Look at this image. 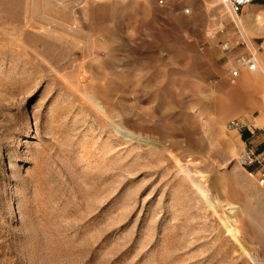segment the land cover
<instances>
[{
  "label": "rangeland",
  "instance_id": "374dc122",
  "mask_svg": "<svg viewBox=\"0 0 264 264\" xmlns=\"http://www.w3.org/2000/svg\"><path fill=\"white\" fill-rule=\"evenodd\" d=\"M262 13L0 0V264H264V188L237 163L263 136L227 129L261 112Z\"/></svg>",
  "mask_w": 264,
  "mask_h": 264
},
{
  "label": "built area",
  "instance_id": "2783aa9c",
  "mask_svg": "<svg viewBox=\"0 0 264 264\" xmlns=\"http://www.w3.org/2000/svg\"><path fill=\"white\" fill-rule=\"evenodd\" d=\"M226 2L231 10L237 14L244 7L258 2L264 3V0H226ZM222 50H228V45L223 44ZM256 69L257 60L254 55L241 56L235 61V67L229 72V75L237 77L242 70L255 72ZM227 129L238 134L245 129L251 134L259 130L260 134L264 137V124L258 128L254 125L247 126L243 120L234 119L228 123ZM237 163L240 168L245 170L249 177L255 180L260 188H264V150L255 152L252 148H244L238 157Z\"/></svg>",
  "mask_w": 264,
  "mask_h": 264
},
{
  "label": "crops",
  "instance_id": "0c3cea01",
  "mask_svg": "<svg viewBox=\"0 0 264 264\" xmlns=\"http://www.w3.org/2000/svg\"><path fill=\"white\" fill-rule=\"evenodd\" d=\"M263 62H264V56H263ZM264 83V80H263ZM249 126L250 125H256V127L260 128L264 124V95H263V101L261 103V112L256 116L253 117V120H248ZM254 123V124H253ZM261 124V126H260ZM243 140L241 141L244 148H252L255 152H260L264 150V137L261 138H252L250 139V135L247 131L243 132Z\"/></svg>",
  "mask_w": 264,
  "mask_h": 264
},
{
  "label": "bare ground",
  "instance_id": "6f19581e",
  "mask_svg": "<svg viewBox=\"0 0 264 264\" xmlns=\"http://www.w3.org/2000/svg\"><path fill=\"white\" fill-rule=\"evenodd\" d=\"M225 1H226V0H225ZM248 15H249V14H248ZM259 17H260V18H264V13H262V15H260ZM259 17L257 18V20L259 19ZM96 106H97V108H98L101 112L104 111L103 108L100 107L97 103H96ZM115 130H116V133H117L118 135H122V134L124 133L123 130H122L121 128H119V127H116Z\"/></svg>",
  "mask_w": 264,
  "mask_h": 264
}]
</instances>
